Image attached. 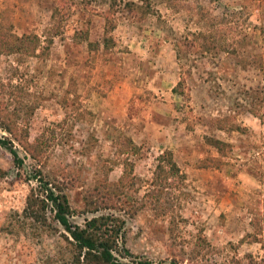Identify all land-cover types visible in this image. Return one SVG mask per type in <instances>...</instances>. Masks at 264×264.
Segmentation results:
<instances>
[{"label":"rangeland","instance_id":"374dc122","mask_svg":"<svg viewBox=\"0 0 264 264\" xmlns=\"http://www.w3.org/2000/svg\"><path fill=\"white\" fill-rule=\"evenodd\" d=\"M112 1L0 0V10L14 9L17 33L53 38L48 57L20 61L0 53V110L17 109L31 141L48 129L41 165L69 193L77 224L96 214L86 210V197L96 200V187L123 174V136L142 146L131 156L136 183L125 190L129 201L120 212L134 258L248 264L249 253L263 264L264 71L245 68L238 55L264 49V0H118L114 46L104 51ZM87 29L99 49L76 35ZM169 124L182 127L191 143L175 155L188 180L185 192L172 189L174 205L160 214L144 195L160 154L159 132ZM206 136L229 142L226 155ZM14 144L25 168L0 145V264L72 262L54 212L48 210L50 227L25 214L28 195L38 189L28 175L40 162ZM255 218L262 221L261 242L248 236Z\"/></svg>","mask_w":264,"mask_h":264},{"label":"trees","instance_id":"16d2710c","mask_svg":"<svg viewBox=\"0 0 264 264\" xmlns=\"http://www.w3.org/2000/svg\"><path fill=\"white\" fill-rule=\"evenodd\" d=\"M117 4L118 0H113L110 9L104 15L106 22L105 36L102 40L104 51H108L114 46L111 33L117 26L114 10ZM130 4L136 6L135 3ZM57 12L58 10L55 8L52 17H55ZM13 15L14 9L10 5L2 7L0 10V53L16 55L20 61H24L28 57H48L51 54L53 38L46 37L43 39L41 35L35 32L17 33ZM76 35L80 41H89L92 50H97L101 46V42L90 41L88 29L78 30ZM238 57L239 62L244 64L245 68L251 65L264 71V49L249 55L240 54ZM178 86L174 88V91L184 94V91ZM16 110H0V126L7 132V135L0 136V145L10 150L18 166L25 168V163L17 147H15V141L22 144L32 157L40 162L35 174H27L30 179H35L38 182V189L33 188L28 195L25 214L27 218L40 221L43 225L50 227L48 210L54 212L53 217L68 233H64V236L71 245L72 262L65 260L64 264H164L148 258H134L135 254L126 244V219L120 213L126 207V202L129 201L128 197L125 196V190L132 188L136 183L134 177L135 163L131 156L138 155L142 151V146L131 136H123L118 149L119 155H128L121 161L124 166L123 174L115 182L107 179L96 187L98 194L96 200L94 197H86V210L96 214L91 218H86L83 225L77 224L72 220L75 209L69 193L59 184L57 179L47 174L45 167L43 168L41 165L45 163L50 148L51 135H49L48 129L31 141L29 129L24 128L19 123ZM249 110L259 116L256 108L252 107ZM87 112L92 114L90 111ZM30 113H33V108H31ZM206 141L215 147L221 156L226 155L227 147L231 145L215 136H206ZM214 160L217 161L216 167L222 166V159ZM156 162L153 177L144 197L149 199L152 207L160 214H167L174 205L172 197L175 191L172 189L179 190L181 193L185 192L183 188L187 185L188 175L176 160L172 149H165L160 153L156 157ZM101 210L108 211L97 214ZM261 222V219H252L256 231L249 233L248 236H253L254 242L262 241L259 237L263 230ZM128 258L133 259L129 261ZM245 259L249 260L248 264H261L249 253L246 254Z\"/></svg>","mask_w":264,"mask_h":264},{"label":"crops","instance_id":"0c3cea01","mask_svg":"<svg viewBox=\"0 0 264 264\" xmlns=\"http://www.w3.org/2000/svg\"><path fill=\"white\" fill-rule=\"evenodd\" d=\"M162 130V133L159 132V134H163L159 139L161 148L159 153H162L165 149H172L177 158L182 157L181 154L185 146L189 147L191 144L187 133L184 132L182 127H172L171 124Z\"/></svg>","mask_w":264,"mask_h":264}]
</instances>
